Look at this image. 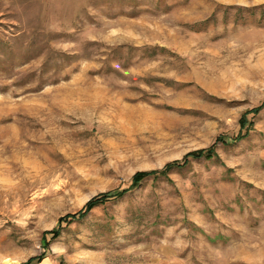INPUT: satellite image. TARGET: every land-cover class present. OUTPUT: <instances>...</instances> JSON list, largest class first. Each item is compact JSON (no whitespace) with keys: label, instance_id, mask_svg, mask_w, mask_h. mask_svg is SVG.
I'll return each instance as SVG.
<instances>
[{"label":"rangeland","instance_id":"rangeland-1","mask_svg":"<svg viewBox=\"0 0 264 264\" xmlns=\"http://www.w3.org/2000/svg\"><path fill=\"white\" fill-rule=\"evenodd\" d=\"M34 257L264 264V0H0V264Z\"/></svg>","mask_w":264,"mask_h":264},{"label":"trees","instance_id":"trees-1","mask_svg":"<svg viewBox=\"0 0 264 264\" xmlns=\"http://www.w3.org/2000/svg\"><path fill=\"white\" fill-rule=\"evenodd\" d=\"M255 111H257V109ZM245 122H247V121L245 120ZM247 135H248V132L243 134V135L240 134L239 136H237L235 138V140H240V139H242L243 137H245ZM223 141H225V140H223ZM214 151H215L214 147H212V146H210L208 148H205V149L195 150V151L187 153L184 156L182 161L181 160H176V161L167 163L162 170H150V171L137 172L133 176V185L134 184H138L146 176L155 175V174L157 175L158 173H164V172L169 171L172 168H180L181 166L186 165L190 161L189 158H193V159L194 158L195 159L196 158H201V157H209V158H211L212 156H214V153H215ZM123 193H124V191H119V192H117V195H122ZM111 195H113V194H110L109 192L99 194V195L93 197L92 199H90L86 203V205L81 210H79L77 213L68 214L65 218L70 219V220H75V219H78V218L81 219V218L85 217V215L87 213H89V211L92 208H94L95 206H97L99 204H102V203L108 201L109 198L111 197ZM54 232L55 231H49V232H46V233H54ZM34 259H35V257L34 258H30L27 263L29 264Z\"/></svg>","mask_w":264,"mask_h":264}]
</instances>
